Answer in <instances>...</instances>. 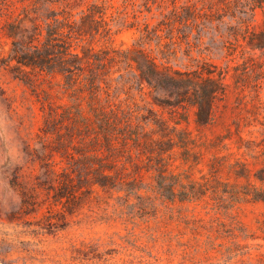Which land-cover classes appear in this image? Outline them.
<instances>
[{
	"label": "trees",
	"instance_id": "obj_1",
	"mask_svg": "<svg viewBox=\"0 0 264 264\" xmlns=\"http://www.w3.org/2000/svg\"><path fill=\"white\" fill-rule=\"evenodd\" d=\"M77 1L82 0H33V4H39V12L42 4L68 6ZM152 2L161 18L150 30L145 21L142 30L137 26L140 36L132 53L93 45L97 36L109 37L112 30L104 19L103 0L82 9L79 20L72 18L70 11H34L29 27L21 25L14 10L7 9L1 26L10 40L6 61L13 62L9 70L13 77L47 103L45 121L50 128L44 133L51 131L60 148L72 149L70 168L81 185L118 190L125 186L143 211L156 209L154 201L158 199L171 209L169 215L178 217L197 238L201 235L197 225L201 219L196 213L200 203L211 200V209L217 211L264 203V137L259 144L244 136L252 125L247 113L259 114L263 64L250 57L251 62L242 63L240 71L238 65L233 66L237 118L209 137L202 129L216 122V109L231 87L226 80L227 66L217 68L207 61L195 67L173 66L162 60L164 56L152 54L145 43L154 41L159 52L174 56L185 43L183 53L188 55L190 35L200 42L206 28L219 31L218 27L224 26L226 35L236 42L241 37L247 44L264 47V28L250 30L256 8L264 17V0ZM168 3L170 8L163 12ZM122 19L118 15L114 23H123ZM161 29H165L167 42L161 43ZM229 43L235 45L234 49L229 46L231 55L240 45ZM115 80L122 82L126 93L136 90L149 95V105L110 104L108 96ZM54 98L66 101L55 105ZM203 164L205 173L200 168ZM139 168L151 172L157 197L138 193L139 180L134 174Z\"/></svg>",
	"mask_w": 264,
	"mask_h": 264
},
{
	"label": "rangeland",
	"instance_id": "obj_2",
	"mask_svg": "<svg viewBox=\"0 0 264 264\" xmlns=\"http://www.w3.org/2000/svg\"><path fill=\"white\" fill-rule=\"evenodd\" d=\"M95 1L82 0L68 6L42 4L40 13L36 8L39 4H33V0H4L0 5V264H264V203H246L217 211L211 209V200L202 202L196 208L201 219L197 222L201 235L193 238L191 230L178 217L169 215L171 209L158 199L154 201L156 209L143 211L135 194L126 191L125 186L118 190L91 187L88 183L81 185L70 168L72 149L60 148L51 131L44 133L50 128L45 121L47 103L38 100L13 77L9 71L13 62L6 61L10 40L3 35L1 26L7 18V9L14 10L21 25L29 27L34 11L43 14L48 10H65L79 20L80 11H86ZM103 2L104 19L112 30L109 37L97 36L93 40L95 48L114 47L132 53L140 36L137 26L142 30L145 21L150 30L161 18L152 0ZM148 7L150 12L146 10ZM169 8L170 5L163 12ZM118 15L123 23H114ZM263 28L262 11L256 8L250 30L260 32ZM161 30L158 31L162 35L161 43L167 42L165 29ZM205 30L200 42L189 36L188 55L183 53L187 48L185 43L175 56L169 52L163 55L154 41L150 45L145 43V48L177 67H195L201 61L217 68L227 66L229 94L216 109V122L202 129L203 134L212 137L237 118L239 100L232 87L233 66L238 65L240 71L242 63L248 65L251 57L264 68V47L247 44L241 37L236 42L226 35L224 26H219V31L210 27ZM229 42L240 45L231 55L229 52L235 45ZM260 80L259 114L247 113L252 125L246 128L244 136L262 144L264 126L259 122L264 123V78ZM121 83L111 82L110 104L149 105V95L136 90L126 93ZM51 101L57 105L66 99ZM9 126L24 156L23 162L16 166L7 163ZM189 127L193 128V124ZM200 168L207 172L205 164ZM135 172L140 186L138 193L157 197L151 172L144 168ZM175 210L172 213L176 214Z\"/></svg>",
	"mask_w": 264,
	"mask_h": 264
},
{
	"label": "clouds",
	"instance_id": "obj_3",
	"mask_svg": "<svg viewBox=\"0 0 264 264\" xmlns=\"http://www.w3.org/2000/svg\"><path fill=\"white\" fill-rule=\"evenodd\" d=\"M7 140L9 144L7 163L13 166L21 164L24 159L23 151L16 142L15 134L10 130V126L8 130Z\"/></svg>",
	"mask_w": 264,
	"mask_h": 264
}]
</instances>
